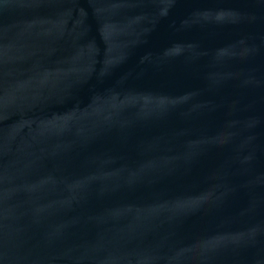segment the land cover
Masks as SVG:
<instances>
[{"label":"water","instance_id":"water-1","mask_svg":"<svg viewBox=\"0 0 264 264\" xmlns=\"http://www.w3.org/2000/svg\"><path fill=\"white\" fill-rule=\"evenodd\" d=\"M0 264H264V0H0Z\"/></svg>","mask_w":264,"mask_h":264}]
</instances>
